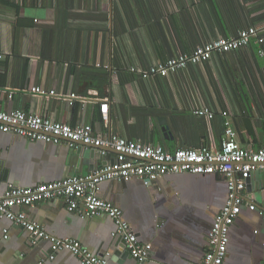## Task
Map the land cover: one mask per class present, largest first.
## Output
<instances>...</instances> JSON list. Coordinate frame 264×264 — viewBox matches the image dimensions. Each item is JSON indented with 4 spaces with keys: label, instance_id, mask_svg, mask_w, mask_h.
<instances>
[{
    "label": "crops",
    "instance_id": "0c3cea01",
    "mask_svg": "<svg viewBox=\"0 0 264 264\" xmlns=\"http://www.w3.org/2000/svg\"><path fill=\"white\" fill-rule=\"evenodd\" d=\"M250 28L256 34L236 50L170 75H142ZM0 56L2 112L36 113L90 128L103 141L119 136L169 152L219 149L227 122L241 146H264V0H0ZM34 88L56 96H39ZM114 157L110 147L29 142L0 132V193L9 185L84 177ZM242 194L222 264H264V218L246 206L264 203V173H251ZM97 196L122 211L149 252L144 263L111 237L108 217L68 213L60 199L14 212L93 254L109 253L107 264H200L227 186L218 174H165L145 184L104 181ZM48 253V242L33 245L27 231L0 219V264H38ZM47 264L80 262L61 251Z\"/></svg>",
    "mask_w": 264,
    "mask_h": 264
},
{
    "label": "built area",
    "instance_id": "2783aa9c",
    "mask_svg": "<svg viewBox=\"0 0 264 264\" xmlns=\"http://www.w3.org/2000/svg\"><path fill=\"white\" fill-rule=\"evenodd\" d=\"M256 34L255 29L239 31L230 39H217L211 43L196 47L191 53L169 59L163 65L152 67L142 72L166 76L186 69L187 66L208 61L215 53H226L236 50ZM1 58V56H0ZM39 96H56L55 91L41 88L31 90ZM76 98L71 95L69 104ZM103 120H107V105L101 109ZM196 116H206L211 120L213 115L207 110H197ZM0 132L21 136L29 142L44 144H67L70 147L86 145L110 147L115 152L111 163L104 165L87 176L64 177L53 183L34 187H14L9 185L0 193V219H7L15 226L27 231L33 245L38 240L49 244V253L38 264H47L61 251L70 252L80 264H107L109 253L93 254L77 240L59 238L47 233L35 221L26 217L23 212H14L16 207H32L35 203L60 199L68 213L83 218L108 217L114 224L111 237L121 241L127 254L137 263H144L149 256L145 246L138 241V236L124 220L122 211L112 203L98 198L100 183L104 181L126 182L142 179L144 184L156 175L187 173L192 175L218 174L227 186V197L222 209L217 213L212 228L206 235V250L200 264H222L226 256L228 231L244 205L243 192L251 173H264V146L249 149L236 141L235 132L224 123V131L219 149L201 147L169 152L161 146L145 145L140 142H129L119 136H111L103 141L92 133L90 128L69 126L52 121L36 113H25L20 110L0 111ZM104 154L103 152L101 153ZM247 208L257 210L264 218V203L259 207L246 204ZM6 235H4V239Z\"/></svg>",
    "mask_w": 264,
    "mask_h": 264
},
{
    "label": "water",
    "instance_id": "95a60500",
    "mask_svg": "<svg viewBox=\"0 0 264 264\" xmlns=\"http://www.w3.org/2000/svg\"><path fill=\"white\" fill-rule=\"evenodd\" d=\"M81 145V144H80ZM84 146H86V145H84ZM90 148H93V150H95V149H98V147H94V146H89ZM247 184H248V180H247Z\"/></svg>",
    "mask_w": 264,
    "mask_h": 264
}]
</instances>
